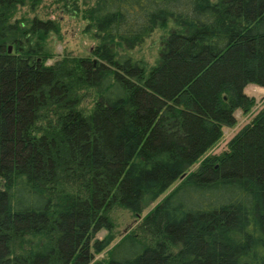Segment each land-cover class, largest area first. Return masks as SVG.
Returning <instances> with one entry per match:
<instances>
[{"label": "trees", "instance_id": "16d2710c", "mask_svg": "<svg viewBox=\"0 0 264 264\" xmlns=\"http://www.w3.org/2000/svg\"><path fill=\"white\" fill-rule=\"evenodd\" d=\"M28 1L0 0V264H90L111 208L174 183L102 264H264V105L199 161L264 87V0H84L93 58L49 65L57 23L12 21Z\"/></svg>", "mask_w": 264, "mask_h": 264}, {"label": "rangeland", "instance_id": "374dc122", "mask_svg": "<svg viewBox=\"0 0 264 264\" xmlns=\"http://www.w3.org/2000/svg\"><path fill=\"white\" fill-rule=\"evenodd\" d=\"M78 1V10L68 5L67 7L62 6L63 1L56 2L54 0H41L35 7H32L30 2L19 4L17 10L12 16V21L18 20L22 24H26L27 20L37 18L40 20H52L55 21L59 27V33H50L47 38L43 41V48L47 52L48 58L45 61L46 65L52 64L57 60L81 57H92V50L96 45L95 39L91 36V32L86 31L88 22L83 17V11L87 7L88 1L84 3V0ZM161 31L154 32L146 41L132 49L130 53L136 58L145 61L149 66L153 64L160 45L159 37ZM11 52L15 53V47L11 44ZM40 58V57H38ZM246 94L254 98V104L250 111L244 113L241 110L235 112L236 123L232 127L223 128L221 139L211 147L203 158L221 153L226 149L227 142L230 138L241 129L245 124L250 123L257 112L264 105V87L249 84L244 89ZM83 105L86 108H91L92 99L89 96L84 97L82 100ZM198 161V162H199ZM198 162L195 163L190 171L194 170L198 166ZM175 186V183L162 194L158 199L146 207L140 214L134 215L128 210L119 206H114L109 211L112 227V239L108 246H106L101 252L93 255L90 264L105 263L109 257L110 249L126 234L135 230L136 227L141 223L143 218L148 212H150L154 206L161 201V199ZM107 234L106 230H100L95 234V239L103 240ZM120 253L123 249L118 250Z\"/></svg>", "mask_w": 264, "mask_h": 264}, {"label": "water", "instance_id": "95a60500", "mask_svg": "<svg viewBox=\"0 0 264 264\" xmlns=\"http://www.w3.org/2000/svg\"><path fill=\"white\" fill-rule=\"evenodd\" d=\"M11 46H8V52H11ZM224 98H226V96H224ZM188 174V172H184L179 176V180H182L186 175Z\"/></svg>", "mask_w": 264, "mask_h": 264}]
</instances>
